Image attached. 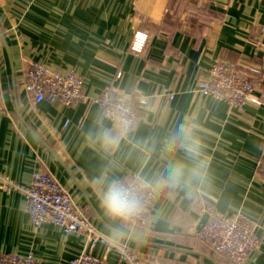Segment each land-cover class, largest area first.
<instances>
[{"label":"crops","instance_id":"crops-1","mask_svg":"<svg viewBox=\"0 0 264 264\" xmlns=\"http://www.w3.org/2000/svg\"><path fill=\"white\" fill-rule=\"evenodd\" d=\"M262 26L264 0H0V172L22 183L34 171L48 172L99 231L123 232L119 240L145 264H234L195 235L208 217L203 206L213 203L255 226L261 244L242 264H264ZM137 31L147 34L141 52L130 48ZM217 58L250 72L259 102L239 111L192 91ZM31 60L77 71L83 99L72 106L35 103L23 87ZM106 84L132 97L137 119L115 151L101 154L84 137L102 113L93 98ZM192 117L203 179L153 200L147 227L129 230L110 221L94 179L163 175L168 160L161 141ZM105 125L112 128L113 121ZM175 155L187 160L182 150ZM82 250L104 255L107 264H127L51 222L33 227L24 195L0 187L1 253L31 251L43 264H71Z\"/></svg>","mask_w":264,"mask_h":264},{"label":"built area","instance_id":"built-area-1","mask_svg":"<svg viewBox=\"0 0 264 264\" xmlns=\"http://www.w3.org/2000/svg\"><path fill=\"white\" fill-rule=\"evenodd\" d=\"M264 31V26L261 27ZM147 34L135 32L130 48L141 52L145 46ZM23 87L35 102L49 101L64 106H72L83 99L84 80L73 69H54L38 61H28L24 69ZM192 91L229 103L239 111H244L250 102H259L254 94V85L250 72L237 63L224 59H215L205 80L197 81ZM172 94L169 97L172 98ZM102 112L123 113L130 122V130L134 127L137 113L132 97L117 91L111 84L102 87L93 98ZM143 104L146 96H139ZM138 175L133 173L127 181ZM0 187L6 191H18L26 200V212L33 227L38 228L45 222L57 225L65 234L84 237L87 245L101 244L105 252H114L127 264H145L138 251L126 241L117 244L109 243L110 236L99 231L80 211H78L70 195L60 183L48 172L34 171L30 182L16 181L0 172ZM153 202L149 198L144 214L137 219L135 226L147 227L148 211ZM203 210L208 217L195 232L196 237L210 245L216 254L226 255L234 264H242L259 248L261 238L255 232V226L246 222L242 215H227L220 212L213 203H206ZM0 264H43L29 251L27 253L0 252ZM71 264H107L104 255H95L82 250L71 260Z\"/></svg>","mask_w":264,"mask_h":264},{"label":"clouds","instance_id":"clouds-1","mask_svg":"<svg viewBox=\"0 0 264 264\" xmlns=\"http://www.w3.org/2000/svg\"><path fill=\"white\" fill-rule=\"evenodd\" d=\"M106 119L113 121L112 128L105 125ZM129 131L130 122L123 113L102 112L94 127L85 133L84 139L88 146L101 154H107L117 149ZM197 132L198 124L196 118L192 117L161 141L160 153L168 163L165 173L159 177L148 179L136 175L127 181H121L101 174L95 178L93 186L104 215L110 221L132 230L137 219L144 214L149 198L155 200L165 195L170 197L176 189L187 188L193 182L202 180L204 163L199 159L201 143ZM181 150L187 160L176 158L175 154ZM123 235L121 231H113L108 238L109 243L117 244Z\"/></svg>","mask_w":264,"mask_h":264}]
</instances>
